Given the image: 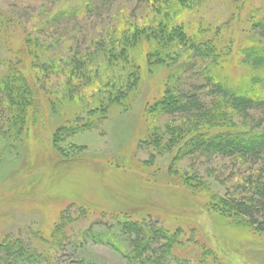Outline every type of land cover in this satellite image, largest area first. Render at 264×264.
Wrapping results in <instances>:
<instances>
[{
  "label": "rangeland",
  "instance_id": "rangeland-1",
  "mask_svg": "<svg viewBox=\"0 0 264 264\" xmlns=\"http://www.w3.org/2000/svg\"><path fill=\"white\" fill-rule=\"evenodd\" d=\"M147 13L140 0H0V81L9 87L12 81L23 94L29 88L17 67L30 66L37 78L31 86L39 98L37 110L28 106L21 115L34 128L0 122V244L20 238L37 254H48L47 264H128L125 254L130 247L108 212L111 208L131 212V221L174 235L183 244L173 252L180 260H196L198 243H202L215 245L224 264H264V233L215 213L203 194L198 198L187 193L184 197L161 195V203L145 207L146 195L155 199L154 189L181 192L184 177H192L198 189H208L219 198L249 199L248 181L255 171L264 172V163L253 166L193 153L189 126L184 128L190 124L186 116L153 117L144 110L148 101L153 104L156 95H161L165 81L177 91L199 95L205 107L221 102L220 96L211 95L214 83L233 91L264 94V0H200L193 9L183 11L175 22L190 37L202 39L205 32L224 29L232 53L220 65L223 71L211 75L215 60L187 59L183 52L168 69L160 68L154 75L145 69L140 89L125 108L109 103L102 90L99 95L75 97L73 104L67 102L61 98L66 81L41 70L52 61L65 69L73 55L85 58L93 53L92 40H105L110 29L119 32L123 21L137 23ZM35 42L49 54L39 57ZM246 52L256 59H246ZM103 54L99 49L96 65L104 62L107 75L114 77L117 63L108 64ZM254 61L261 64L254 65ZM210 76L216 78L210 80ZM94 103L103 109L90 114ZM11 107L0 110V117L18 119L17 107ZM225 110L234 133H264L262 110L242 114L229 107ZM125 141L129 142L126 148ZM39 149L62 165L76 153L93 169L79 172L77 167L69 174L63 172L61 178L56 172L52 177L53 165L42 160ZM123 193L127 195L119 198ZM135 193L142 197L133 196L136 208L123 207L119 200L132 201ZM236 228L249 237L240 240Z\"/></svg>",
  "mask_w": 264,
  "mask_h": 264
},
{
  "label": "trees",
  "instance_id": "trees-1",
  "mask_svg": "<svg viewBox=\"0 0 264 264\" xmlns=\"http://www.w3.org/2000/svg\"><path fill=\"white\" fill-rule=\"evenodd\" d=\"M140 1L145 5L146 11L150 13L149 15L147 13V16L140 19L139 22L134 23L125 20L119 28V32L110 29L109 35H106L109 40H107V37L102 41L95 42L92 40L90 46L93 53L86 55L85 58L83 56L77 58L73 55L72 58L67 60L68 63L65 69L58 67L54 61L50 62L47 68H41L44 73L58 79L62 77L66 81L64 91L61 94L63 100L65 99L67 102L70 100L69 102L72 101L73 104L75 97L87 98L95 93L99 95L102 90L107 95L109 103L118 104L125 108L130 98L135 96L140 89L145 69L151 75L156 74L160 68L168 69L172 63L176 62L177 58L181 57L183 52L187 55V59L189 57H201L207 61L215 60V65L209 73L211 75L223 71L220 65L226 62L225 60L229 59L232 53L231 42H228L225 34H223L224 29L221 31L219 28H215L211 34L208 33L209 36L205 32L203 35L205 37L199 39L190 37L185 32L182 24H176L175 22L183 11L193 9L200 0ZM119 33V38L115 39ZM262 36L264 37V29ZM26 42H30L29 39ZM34 45L40 53L39 57L48 53V51H42L37 42ZM99 49L104 52L102 58L105 62L108 64L111 62L117 63L118 71L114 72L116 73L114 77L107 75V68L103 65L104 62L101 65H96L97 59L94 58H96ZM176 49L178 52H175ZM246 59L253 61L256 56L247 54ZM218 60L221 61L216 63ZM62 62L63 60L60 61L61 64ZM253 64L260 65L261 63L260 61H254ZM207 68L209 69V64ZM119 73H121V76H118ZM17 74L28 85L29 89L23 90L24 93L22 94V88L15 89L12 81L10 82L12 87H9L5 81H0V110L2 112L4 110L10 111L11 106H14L17 107L15 113L19 114L18 119L16 118L15 121L9 115L4 118L0 117V122L8 124L10 127L28 124V126L34 128L33 122L28 120L29 124L27 118H23L21 115H25L28 106L31 111L37 110L39 107L37 90L31 86L37 80L36 73L32 67L25 66L17 67ZM12 78L16 83L19 82L15 76L12 75ZM213 78H216V76L209 77L210 80H213ZM165 82L167 84L164 89L162 88L161 95H156L153 104L148 101L144 110L149 116L152 115L153 117L155 114L186 116L190 124L185 123L184 128L187 125L189 126L187 132L193 146V153H198L200 156H206L209 159L216 157L243 161L251 163L253 166L264 163V133H256L252 130L243 133V136L234 133L232 124L226 117L225 110L226 107H229L233 112L240 114L258 109L264 112L263 92H253L251 94L249 91H233L226 89L222 84L214 83L211 86V95L220 96V103L223 104L221 105L218 102V105L214 103L210 107H205V101L199 95L192 92L186 93L181 89L177 91V88L170 87L169 81ZM252 85L257 86L255 82H252ZM20 94L23 95L22 98ZM99 99H94L95 103L99 102ZM215 99L217 98L215 97ZM95 103L91 107L90 114H94L98 109H103L98 108ZM6 104L11 106L8 107ZM4 106L5 108H3ZM21 108L24 111H21ZM88 109L89 107H86L84 110L88 111ZM192 120L195 122L191 124ZM87 125L89 126L88 123L84 126ZM37 151L42 160H46V164L53 165L52 177L56 172L57 176L61 178L63 172L69 174L73 168L77 167L80 168L79 172H83L82 168L89 169V172L93 169L89 163H84L80 156L77 157L76 153L70 154L66 163L62 165L56 162L52 157L53 155L51 153L49 155L46 150L39 149ZM248 185L250 186L249 192L252 193L249 199H228L227 196L219 198L208 189H198V182L197 184L194 183L192 177H184L182 185L184 189L181 192H177L178 190L154 189L156 190L154 192L156 193L154 195L155 199L146 195L145 198L148 199L145 207L153 208V206L161 203L162 197L169 198L172 193H177L181 197H184L187 193L192 198H198L203 194L215 213L220 212L223 216L233 219L238 226L243 225V227L246 226L255 232L264 233V172L255 171L248 181ZM136 194L132 195V201L127 202L123 198L119 200L122 206L127 209H135L138 203H135L133 196L142 198L140 194ZM125 195L127 194L123 193L119 198L125 197ZM153 202L154 204H152ZM178 208H173V211ZM117 210L109 208L108 212L111 213L110 215L113 218H116L117 228L121 236L127 239L130 249L125 257L128 264H195V261L196 264H224L215 251V245L207 246V244L202 243H198L200 249L196 260H180L173 252L177 247H183V244L175 240L174 235H170L167 231L146 227L137 221H131V212ZM154 212L158 211L154 209ZM181 214H184V212ZM259 220L262 221L259 222ZM242 229L239 228L237 234L240 240L249 237V233L245 234L242 232L244 229ZM35 251L33 247L28 246L20 238L4 241L0 244V264H47L49 255L37 254Z\"/></svg>",
  "mask_w": 264,
  "mask_h": 264
},
{
  "label": "crops",
  "instance_id": "crops-1",
  "mask_svg": "<svg viewBox=\"0 0 264 264\" xmlns=\"http://www.w3.org/2000/svg\"><path fill=\"white\" fill-rule=\"evenodd\" d=\"M129 136H130V134H129ZM128 144H129V142L125 141V148L128 146Z\"/></svg>",
  "mask_w": 264,
  "mask_h": 264
}]
</instances>
